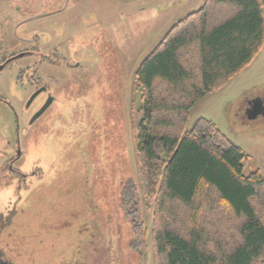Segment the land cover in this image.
<instances>
[{
  "label": "rangeland",
  "instance_id": "rangeland-1",
  "mask_svg": "<svg viewBox=\"0 0 264 264\" xmlns=\"http://www.w3.org/2000/svg\"><path fill=\"white\" fill-rule=\"evenodd\" d=\"M204 2L0 0V30L9 32L0 55L40 50L47 60L59 56L64 65L28 55L0 74V150L17 141L14 109L24 124L22 82L28 95L29 81L38 76L59 97V105L33 128L32 143L20 127L26 152L16 166H38L42 177L28 190L14 191L16 179L0 168V216H12L13 230L24 237L20 247L34 254L29 264L68 261L85 242L100 250L112 247L117 264H154V205L142 194L135 152L143 116L136 72L170 26ZM15 30L41 43L22 41ZM258 98L264 100V47L225 85L201 98L188 121L189 128L200 118L215 123L247 154L246 174L264 173V114L244 117L246 102ZM3 160L0 156V166ZM135 217L143 223V244Z\"/></svg>",
  "mask_w": 264,
  "mask_h": 264
},
{
  "label": "trees",
  "instance_id": "trees-1",
  "mask_svg": "<svg viewBox=\"0 0 264 264\" xmlns=\"http://www.w3.org/2000/svg\"><path fill=\"white\" fill-rule=\"evenodd\" d=\"M263 47L264 0H205L139 66L135 152L154 205V264H264V173L246 174L247 154L212 121L188 126L193 106ZM133 223L143 244V223Z\"/></svg>",
  "mask_w": 264,
  "mask_h": 264
},
{
  "label": "flooded vegetation",
  "instance_id": "flooded-vegetation-1",
  "mask_svg": "<svg viewBox=\"0 0 264 264\" xmlns=\"http://www.w3.org/2000/svg\"><path fill=\"white\" fill-rule=\"evenodd\" d=\"M61 10H56L52 12H46L45 16H52L55 13H59ZM20 25V24H19ZM18 28V26L16 27ZM9 32L7 30L2 29L0 30V42L7 41V38L5 37L8 35ZM15 36L22 40V41H32L41 43V41L36 40L33 37H23L19 36L17 33V30H15ZM0 46L2 47V43H0ZM0 47V48H1ZM26 53V56L30 55L33 57L46 59L43 64L47 63L50 66L53 67H62L64 66L63 63H61L58 60L59 56H54L53 59L47 58L48 55L44 53H40V50H32L31 52L28 51ZM31 53V54H30ZM40 54V56L38 55ZM18 56V55H17ZM14 54L10 55H0V74L8 70L13 62L18 59ZM75 66V65H74ZM73 65H68V67H74ZM52 77V76H47ZM52 81H56L53 80ZM58 82V81H56ZM23 84V90L27 93L28 87ZM33 87L32 91L26 95V98L24 99V117L23 126H20L21 118L19 114L14 109L15 113V120H16V126H17V141L12 142L9 144V149L4 151L0 150V156L4 158L3 162L1 163L0 168L2 170L8 171V173L16 179L14 191L17 190H28L31 188V184L33 183V180L36 178H41L43 175V169L38 166H32V168L23 169L20 166H16V164L21 160L25 159V150L22 146V141L20 139V127H22L24 132H27L29 134L28 136V142L32 143L33 137H32V130L34 127L38 126V122L41 120V118L49 112V110L54 105H59V97L57 96V90L54 87H51L49 82L44 81V79H39L38 76H35L31 81L28 83ZM36 94V97L30 102L33 95ZM6 100V99H3ZM263 100V99H262ZM264 101V100H263ZM7 102V100H6ZM48 107L46 110L40 115L39 117L35 118V115L46 105L48 104ZM253 100L246 102L245 108L246 112L247 110L253 105ZM14 108V106H12ZM58 109V107H57ZM244 117H247L246 113L244 114ZM43 132H45V129L43 128ZM19 137V138H18ZM12 216H0V264H29L28 259L34 257L33 252L29 250H24V247H20V244L24 243L23 239L24 237L18 236L17 232L13 230V227L11 226L12 223ZM91 243L85 242L83 245V251H77L73 252L71 256L69 257L68 261L60 262L59 264H117V258L113 257V249L112 247L106 246L102 248L101 250L97 247H90ZM28 251V252H27ZM117 251V250H116ZM30 252V253H29ZM43 259L45 257V253H42ZM24 260L26 262L24 263ZM32 264V263H30ZM43 264V263H42Z\"/></svg>",
  "mask_w": 264,
  "mask_h": 264
},
{
  "label": "water",
  "instance_id": "water-1",
  "mask_svg": "<svg viewBox=\"0 0 264 264\" xmlns=\"http://www.w3.org/2000/svg\"><path fill=\"white\" fill-rule=\"evenodd\" d=\"M26 54L29 53H22L20 55H18L17 57H24L26 56ZM31 54V53H30ZM36 97V94L32 96L30 102ZM253 105L247 110L246 114L248 116V118L250 119H255L258 118L260 115L264 114V101L262 100V98H258L253 100ZM48 104H46L36 115L35 118L39 117L40 115H42V113L46 110V108L48 107Z\"/></svg>",
  "mask_w": 264,
  "mask_h": 264
},
{
  "label": "crops",
  "instance_id": "crops-1",
  "mask_svg": "<svg viewBox=\"0 0 264 264\" xmlns=\"http://www.w3.org/2000/svg\"><path fill=\"white\" fill-rule=\"evenodd\" d=\"M201 6H202V5H201ZM188 14H189V13H188ZM188 14H187V15H188ZM185 16H186V15H185ZM139 17H140V18H143V16H139ZM182 18H183V17H182ZM182 18H181V19H182ZM143 19H144V18H143ZM179 20H180V19H179ZM179 20H178V21H179ZM178 21H175V22L170 26V28H171L176 22H178ZM170 28H169V29H170ZM169 29H168V30H169ZM162 38H163V37H162ZM162 38H161V39H162ZM161 39H160V40H161Z\"/></svg>",
  "mask_w": 264,
  "mask_h": 264
}]
</instances>
